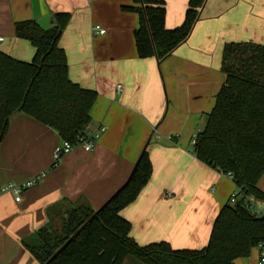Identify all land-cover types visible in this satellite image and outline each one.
Segmentation results:
<instances>
[{"label": "crops", "instance_id": "crops-1", "mask_svg": "<svg viewBox=\"0 0 264 264\" xmlns=\"http://www.w3.org/2000/svg\"><path fill=\"white\" fill-rule=\"evenodd\" d=\"M167 28L180 26L189 0H162ZM134 0H0V50L31 61L35 47L15 24L35 20L44 29L68 22L59 39L70 79L97 91L94 127L105 131L92 151L75 146L52 166L58 132L25 112L10 119L0 143V186L24 183L23 192L0 194V264H40L22 240L55 226L70 205L102 206L127 180L144 149L152 175L138 197L120 211L140 245L166 241L174 249L207 245L213 223L237 189L235 181L200 161L192 140L204 128L225 81L223 48L231 42L264 45V0H206L189 38L163 61L138 55ZM100 25L105 33H94ZM264 192V174L258 182ZM264 205V201H261ZM58 219V220H57ZM259 248L235 264H257ZM123 264H139L126 258Z\"/></svg>", "mask_w": 264, "mask_h": 264}, {"label": "trees", "instance_id": "trees-1", "mask_svg": "<svg viewBox=\"0 0 264 264\" xmlns=\"http://www.w3.org/2000/svg\"><path fill=\"white\" fill-rule=\"evenodd\" d=\"M139 6L135 30L138 55L163 61L190 36L206 0H189L183 23L167 28L162 0H134ZM68 22L42 28L35 20L15 24V33L35 47L31 61L0 50V143L11 117L25 112L56 130L62 140L76 143L92 121L97 91L73 82L59 39ZM225 81L216 95L204 128L193 144L195 156L224 174H230L242 195L235 205L218 213L206 246L174 249L168 242L140 245L130 235L131 223L120 211L132 203L152 175V162L144 149L124 184L100 206L70 205L60 226L47 225L22 240L40 264H123L136 258L142 264H235L249 257L264 241V217L250 212L247 195L264 201L258 182L264 174V45L231 42L223 48Z\"/></svg>", "mask_w": 264, "mask_h": 264}, {"label": "built area", "instance_id": "built-area-1", "mask_svg": "<svg viewBox=\"0 0 264 264\" xmlns=\"http://www.w3.org/2000/svg\"><path fill=\"white\" fill-rule=\"evenodd\" d=\"M94 33H105V29L102 28L100 25H95L93 27ZM106 127L104 124L99 123L96 127L93 126L92 123H89L85 126L84 133L80 135L78 141L76 143H71L67 140H62V142L57 145L54 149L53 153V163L52 166H55L60 159L67 153H69L75 146H82L86 151H92L95 147L97 139L100 135L105 131ZM196 141V137L193 138L192 143L194 144ZM46 172H40L36 175L30 177L24 183H15V182H8L2 186H0V194L5 192H11L15 195L16 201H21L23 192L34 186L38 183L42 178H44ZM232 178L230 174H226ZM243 196L241 192V188L237 187L235 191L231 194L229 198V204L235 205L239 198ZM244 203L250 209V212L258 217H264V205L253 195H247L244 198ZM259 248V260L257 264H264V241L258 245Z\"/></svg>", "mask_w": 264, "mask_h": 264}, {"label": "rangeland", "instance_id": "rangeland-1", "mask_svg": "<svg viewBox=\"0 0 264 264\" xmlns=\"http://www.w3.org/2000/svg\"><path fill=\"white\" fill-rule=\"evenodd\" d=\"M58 220V219H57ZM59 227L60 226V220L59 221H57V224L55 225V227ZM130 259H134L137 263H139V264H142L141 262H139V260H137L136 258H132V257H129Z\"/></svg>", "mask_w": 264, "mask_h": 264}]
</instances>
